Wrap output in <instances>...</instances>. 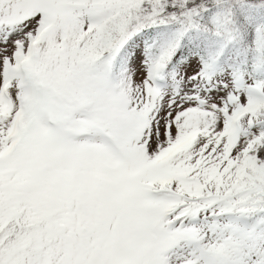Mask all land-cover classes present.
Returning a JSON list of instances; mask_svg holds the SVG:
<instances>
[{
	"label": "snow or ice",
	"instance_id": "snow-or-ice-1",
	"mask_svg": "<svg viewBox=\"0 0 264 264\" xmlns=\"http://www.w3.org/2000/svg\"><path fill=\"white\" fill-rule=\"evenodd\" d=\"M0 264H264V0H0Z\"/></svg>",
	"mask_w": 264,
	"mask_h": 264
}]
</instances>
